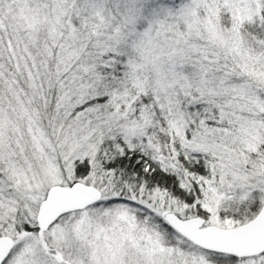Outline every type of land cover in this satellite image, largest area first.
Masks as SVG:
<instances>
[{
	"label": "snow or ice",
	"instance_id": "snow-or-ice-1",
	"mask_svg": "<svg viewBox=\"0 0 264 264\" xmlns=\"http://www.w3.org/2000/svg\"><path fill=\"white\" fill-rule=\"evenodd\" d=\"M0 264H264V0H0Z\"/></svg>",
	"mask_w": 264,
	"mask_h": 264
},
{
	"label": "trees",
	"instance_id": "trees-1",
	"mask_svg": "<svg viewBox=\"0 0 264 264\" xmlns=\"http://www.w3.org/2000/svg\"><path fill=\"white\" fill-rule=\"evenodd\" d=\"M254 31H260L259 26L253 29Z\"/></svg>",
	"mask_w": 264,
	"mask_h": 264
}]
</instances>
